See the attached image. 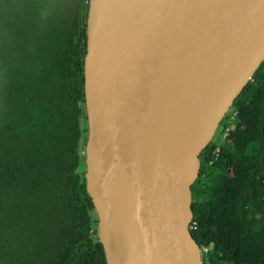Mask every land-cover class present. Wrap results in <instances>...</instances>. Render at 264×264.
<instances>
[{
  "label": "water",
  "instance_id": "obj_1",
  "mask_svg": "<svg viewBox=\"0 0 264 264\" xmlns=\"http://www.w3.org/2000/svg\"><path fill=\"white\" fill-rule=\"evenodd\" d=\"M264 60V0H89L85 189L106 264H203L199 154Z\"/></svg>",
  "mask_w": 264,
  "mask_h": 264
},
{
  "label": "trees",
  "instance_id": "obj_2",
  "mask_svg": "<svg viewBox=\"0 0 264 264\" xmlns=\"http://www.w3.org/2000/svg\"><path fill=\"white\" fill-rule=\"evenodd\" d=\"M88 3L0 0V264H106L84 178ZM231 109L199 154L190 233L203 264H264V60Z\"/></svg>",
  "mask_w": 264,
  "mask_h": 264
},
{
  "label": "rangeland",
  "instance_id": "obj_3",
  "mask_svg": "<svg viewBox=\"0 0 264 264\" xmlns=\"http://www.w3.org/2000/svg\"><path fill=\"white\" fill-rule=\"evenodd\" d=\"M227 113L225 114L227 116L225 118L223 117L221 119V121H220V123L222 122L223 125L225 126L224 132H223V134L220 137V142H222V140H224V138L227 135L228 131L234 128V124H235V122H234L235 121V119H234V110L231 109V107H230ZM218 127H217V129H218ZM93 245H99V240L97 238V234L95 235V238L93 240Z\"/></svg>",
  "mask_w": 264,
  "mask_h": 264
},
{
  "label": "built area",
  "instance_id": "obj_4",
  "mask_svg": "<svg viewBox=\"0 0 264 264\" xmlns=\"http://www.w3.org/2000/svg\"><path fill=\"white\" fill-rule=\"evenodd\" d=\"M207 251V248H205V247H202L201 249H200V252L202 253H204V252H206Z\"/></svg>",
  "mask_w": 264,
  "mask_h": 264
}]
</instances>
